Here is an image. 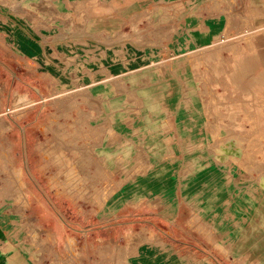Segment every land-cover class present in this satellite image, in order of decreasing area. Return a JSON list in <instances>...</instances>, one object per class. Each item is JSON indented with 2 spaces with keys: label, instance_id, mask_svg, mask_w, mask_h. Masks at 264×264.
Returning a JSON list of instances; mask_svg holds the SVG:
<instances>
[{
  "label": "rangeland",
  "instance_id": "rangeland-1",
  "mask_svg": "<svg viewBox=\"0 0 264 264\" xmlns=\"http://www.w3.org/2000/svg\"><path fill=\"white\" fill-rule=\"evenodd\" d=\"M262 2L174 53L168 24L96 32L60 0H0V253L56 264L42 223L66 221L64 264H264V231L238 237L264 225Z\"/></svg>",
  "mask_w": 264,
  "mask_h": 264
},
{
  "label": "crops",
  "instance_id": "crops-1",
  "mask_svg": "<svg viewBox=\"0 0 264 264\" xmlns=\"http://www.w3.org/2000/svg\"><path fill=\"white\" fill-rule=\"evenodd\" d=\"M249 4L250 0H60V5L63 8L62 13H68L69 7H75L77 21L84 17V20H89L90 24L98 29L103 23L109 31L125 27V30L129 32L132 31V24H136L138 21H154L157 29L161 27L165 28L167 24L171 25L173 43L171 46L164 44L161 49L162 52L168 49V51L172 50L174 53L180 50L181 38H193L192 45H196L198 41L202 42L203 46L208 45L228 29V27H232L235 16L242 14ZM238 6V10H235V7ZM262 6H264V2H262ZM85 17L87 18L85 19ZM98 29L96 32H100V29ZM166 32L168 34L166 37L163 34V39L169 38V31L167 30ZM21 45L23 47L22 53L30 55V58H35L42 48V45L31 39L28 41L22 40ZM25 194L27 195V193ZM31 195L36 197L35 194ZM27 197L29 196L27 195ZM262 208L260 207L259 210L262 211ZM39 211V213L35 212V216L42 213V209H39ZM46 214L51 215L53 212L46 211ZM257 219V217L254 218V222L243 221V225H239L242 227L238 228L239 230H244V232L238 233V237H243L242 239L245 240L249 235H255L252 239L255 240V243L257 241L260 243L261 230L264 231V225L262 226L261 222L257 221ZM60 225L59 227H52L51 223H42V227L46 231H51L56 237V264H64L65 262L64 248L70 237L69 231H71L66 221L61 222ZM76 230L81 234L85 232L84 228ZM248 231L253 232L248 233ZM254 231L256 232L254 233ZM101 240L100 238H96L94 242ZM166 245L169 251L170 245L174 247L175 242L173 244L166 243ZM181 255L179 253L168 254L165 260L172 261L173 259L171 258L173 257L177 259L176 261L185 264L195 263V260L192 259L182 260ZM223 257L226 262L232 261L227 256ZM50 262L48 260L38 263L37 260L34 261L31 254L20 252L13 253L10 256L0 253V264H49ZM130 262L127 261V263L131 264Z\"/></svg>",
  "mask_w": 264,
  "mask_h": 264
},
{
  "label": "bare ground",
  "instance_id": "bare-ground-1",
  "mask_svg": "<svg viewBox=\"0 0 264 264\" xmlns=\"http://www.w3.org/2000/svg\"><path fill=\"white\" fill-rule=\"evenodd\" d=\"M242 61H244V60H242ZM242 61H241V62H242ZM254 81H255V82L252 83L253 88H256V89H264V71H263L262 73H260V74L255 78ZM263 121H264V120H263ZM19 172H20V171H19ZM20 176H21V174L19 173V174H18V177L21 178ZM24 185H25L24 182H23L22 180H20V187H21V189H23V188L25 187ZM64 186H65V185H64ZM66 190H67V189H66V186H65V188H63V191L65 192ZM18 197H19V199H20L22 202H24L25 205L27 206L28 201H26V195L23 194L22 192H19Z\"/></svg>",
  "mask_w": 264,
  "mask_h": 264
}]
</instances>
